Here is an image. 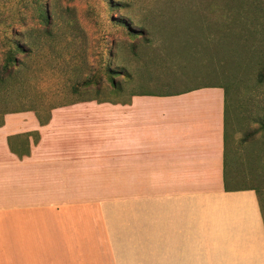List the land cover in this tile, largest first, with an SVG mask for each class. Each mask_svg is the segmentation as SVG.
I'll list each match as a JSON object with an SVG mask.
<instances>
[{
	"label": "crops",
	"instance_id": "obj_1",
	"mask_svg": "<svg viewBox=\"0 0 264 264\" xmlns=\"http://www.w3.org/2000/svg\"><path fill=\"white\" fill-rule=\"evenodd\" d=\"M114 95L2 116L0 264H264L220 85Z\"/></svg>",
	"mask_w": 264,
	"mask_h": 264
},
{
	"label": "rangeland",
	"instance_id": "obj_2",
	"mask_svg": "<svg viewBox=\"0 0 264 264\" xmlns=\"http://www.w3.org/2000/svg\"><path fill=\"white\" fill-rule=\"evenodd\" d=\"M11 28L31 51L16 55L0 111L45 113L96 89L111 99L109 68L133 93L222 84L224 182L254 188L264 215V0H0V63Z\"/></svg>",
	"mask_w": 264,
	"mask_h": 264
},
{
	"label": "trees",
	"instance_id": "obj_3",
	"mask_svg": "<svg viewBox=\"0 0 264 264\" xmlns=\"http://www.w3.org/2000/svg\"><path fill=\"white\" fill-rule=\"evenodd\" d=\"M251 17L255 18L254 15H252ZM38 18L43 21V20H47L46 18V13L42 10L39 11L38 14ZM40 22V21H39ZM44 32L48 33V31L44 28ZM129 34L133 35V38L136 37V35L134 36V34L131 31H128ZM18 34L16 33V31L14 29L11 28V30L9 31L8 35H3L1 36V40L4 43V47L6 48V51L4 53V57L0 63V95L3 93V91L5 90V83L7 80L11 79L13 71L18 67L19 65V61L16 58L17 54H20L24 57L29 56L30 51H31V46L30 45H25L22 42L18 41ZM134 47V46H133ZM21 63V62H20ZM104 76L106 78V80H108L109 82V88L111 89L109 91V93L107 95H113L118 93L120 90H122V86H117L115 85V80L113 79L114 76V71L109 68L106 69V71L104 72ZM257 81L258 83H264V63L260 66V69L257 73ZM219 84V83H218ZM220 87L223 89L224 92V116H225V108L227 107V102H226V89L222 84H219ZM89 85H86V87H88ZM74 91V90H73ZM95 98L99 99V97H97L96 95L100 93V91L98 92V90H95ZM92 97H83L82 99H90ZM81 99V98H80ZM102 100H109L108 98H100ZM67 103V102H66ZM27 110H32V108H16V109H12V110H4V111H0V124H1V120H2V116L4 114L7 113H15V112H21V111H27ZM244 188H250L254 191L255 195H256V199L258 201V205L260 208V213L262 215V219L264 222V215H263V206L261 204V199L259 197L258 192L251 187H244ZM244 188H235V189H244ZM224 189L227 190L228 187L224 182Z\"/></svg>",
	"mask_w": 264,
	"mask_h": 264
}]
</instances>
